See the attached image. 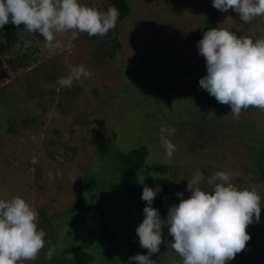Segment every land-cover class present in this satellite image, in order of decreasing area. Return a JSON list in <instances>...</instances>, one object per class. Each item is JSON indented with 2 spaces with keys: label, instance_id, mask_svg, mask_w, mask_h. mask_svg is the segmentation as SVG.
Returning <instances> with one entry per match:
<instances>
[{
  "label": "rangeland",
  "instance_id": "rangeland-1",
  "mask_svg": "<svg viewBox=\"0 0 264 264\" xmlns=\"http://www.w3.org/2000/svg\"><path fill=\"white\" fill-rule=\"evenodd\" d=\"M89 1L79 0L86 6H90ZM106 1L94 0L93 7L100 9ZM127 1L132 14L119 26L121 47L115 59L101 57L102 37L96 36L93 40L86 33H80L77 40L69 42L61 35L58 39L64 41V49L51 54L44 43L27 35L25 41H31L29 47L39 49L41 60L33 67H40L41 72L35 73L32 67L31 75H27L30 83L25 90H18L7 84V78L16 81L23 64L9 56L0 69V197L2 200L16 196L25 199L38 213V221L39 212H43L50 217L54 228L49 230L53 236H49L37 259L19 264L46 263L51 245H56L52 258L65 256V264L69 263L67 258L73 264H129L126 258L116 260L115 257L148 254V250L140 247L136 234L144 219L143 211L129 204L127 195L115 182L111 180L110 188L104 181L108 176L118 175L110 164L116 158L101 154L106 137H98L90 131L98 125L107 128V136L116 134V145L123 152L140 145L148 147V165L143 169L141 181L143 186L162 187L152 205L159 210L162 219L167 218L171 205L179 203L175 193H183L185 199L189 197L180 188L185 187L195 172L203 173L202 190L211 191L206 181L216 172H232L231 182L242 187L246 180L244 169L253 166L248 153L235 149L237 141L231 136L237 132L243 113H247L252 128L255 125L257 132L263 131L264 111L249 108L242 111L239 119L229 115L231 108L227 113L222 112L220 120H225V128L218 137L216 130L220 131L222 126L214 116L217 101L199 85V80L207 75L206 61L196 46L187 42L188 36L204 21V13L216 10L213 0ZM220 27L237 36L260 38L264 37V16L244 23L239 14L230 9L221 12ZM159 54H164L169 75L177 69H192L189 82H176L173 90L153 82L141 59ZM57 62L61 69L55 67ZM77 65H84L93 75L81 78L71 88H61L57 83L58 88H53L51 77L66 76L69 66ZM174 78L175 74L171 80L175 81ZM51 89L55 94L50 95ZM252 111H256L253 116ZM23 120L31 121L27 128L21 126ZM162 125L175 129V134L167 137L177 146L170 159L159 143ZM258 139L264 140V131ZM58 141L63 147H56ZM203 143L206 144L203 148L193 147H201ZM30 162H36L41 168V179L34 176L35 167L28 171ZM92 184L99 187L96 205L100 208L102 205L104 216L98 212L85 215L87 218L73 223V233L66 237L69 222L76 218L69 208L77 190L87 186L85 189L97 192ZM142 191L138 200L145 205ZM158 202L163 205L159 206ZM105 224L112 234L103 231ZM261 235L259 245L264 250V229ZM171 239L168 227L164 226L160 251L150 257L156 264H173L179 259L169 245ZM90 254L94 255V260L89 258Z\"/></svg>",
  "mask_w": 264,
  "mask_h": 264
},
{
  "label": "clouds",
  "instance_id": "clouds-1",
  "mask_svg": "<svg viewBox=\"0 0 264 264\" xmlns=\"http://www.w3.org/2000/svg\"><path fill=\"white\" fill-rule=\"evenodd\" d=\"M213 7L221 12L234 10L244 23L264 16V0H213ZM119 15L115 6L101 12L79 0H0V29L9 23L17 28L24 25L25 33L43 36L51 54L65 47L59 36L69 42L77 40L80 33L103 37L116 28ZM30 44L24 41L25 48ZM197 48L207 69V75L199 80L201 90L230 106L229 115L235 119L249 108L264 111V37L253 41L218 27L206 31ZM92 75L84 65L69 66V74L58 77L57 84L71 88ZM159 133V143L170 159L177 146L167 137L174 135L175 129L162 125ZM233 175L216 172L206 181L211 191H205L201 188L203 173L195 172L187 181L190 196L185 199L183 193H177L180 202L168 208L166 219L152 206L162 187L144 186L141 199L146 207L136 234L148 254L130 257L129 264H156L150 257L160 251L164 226L172 238L169 245L179 257L173 264H227L234 260L246 249L251 239L247 228L254 219L259 223L262 207L256 187L238 188L231 182ZM45 237V230L38 227V213L25 199L0 200V264L36 260L46 246ZM55 249L56 245L49 246L47 260Z\"/></svg>",
  "mask_w": 264,
  "mask_h": 264
},
{
  "label": "trees",
  "instance_id": "trees-1",
  "mask_svg": "<svg viewBox=\"0 0 264 264\" xmlns=\"http://www.w3.org/2000/svg\"><path fill=\"white\" fill-rule=\"evenodd\" d=\"M94 0L89 1V5L93 7ZM109 6H115L119 10V18L117 21L116 28L114 30H110L109 33L105 36H103V45H104V51L101 52V57H107L109 56L111 59H115L117 51L121 47V43L119 41V36H120V31H119V26L121 25L122 22H124L127 17H129L132 14V8L127 0H107L106 3H104V7L98 9L101 12H106ZM203 14V12L201 13ZM220 14L221 11L219 10H208L204 13V21L202 24L198 26V28L188 36L187 42L190 43L191 45L196 46L198 42L203 38V35L206 31L212 29V28H218L220 27ZM197 15H199V12H197ZM173 26H176V23H173ZM179 27V24L176 26V28ZM24 25H20L19 28L16 26L12 25L9 23L8 25H5L3 29H0V69H3L4 67V60L6 58H9V56L15 57V59L19 60L23 66L19 70L18 78L16 81L13 80V78L8 77L7 78V84H11L16 87L18 90H25L27 83V75L29 74V70L37 64L40 60L41 57L39 55V49L38 48H33V47H24V41L26 36L30 35L33 36L35 39L40 41L41 43H46L45 39L43 38L42 35L39 33L35 34H28L25 33L24 31ZM181 30L178 29V33ZM183 34V33H182ZM181 34V35H182ZM90 39H96L95 37L88 36ZM100 37V36H98ZM248 37L252 38L253 41H255L256 37H253L249 35ZM16 45H19L18 47ZM100 50H102V47H99ZM198 49V48H197ZM96 58L98 57V54L95 53L93 54ZM134 57V55H132ZM73 57V56H71ZM74 58H72L73 60ZM138 60V59H137ZM142 61H145L144 68L146 73L153 79V82L160 84V87H163L167 90H173L175 88V83L176 82H189V77L193 74L192 69H184L179 71H174L171 75L168 74L165 65H166V60L164 58V54H159L158 56L154 58L150 57H144L142 56ZM139 65V62H137ZM57 69H61L60 65L58 62L54 64ZM40 67H33L32 71L35 73L41 72ZM137 72V70H135ZM46 69L44 72L45 73ZM182 72V73H181ZM175 74V81H172L171 78ZM23 77V78H21ZM21 78V79H20ZM57 76L51 77L52 83H53V88L57 89L58 85L57 83ZM20 80H23V83H20ZM50 80V79H49ZM26 82V83H25ZM14 83V84H13ZM58 93V92H57ZM55 94V91L51 89L50 95ZM64 95V94H62ZM158 102H161L162 99H158ZM216 103V102H215ZM223 108H226L227 111H223ZM230 109V106L226 105H221L220 103H216V110L214 109L215 112V120H217V123L222 126L220 131H217V135L219 137V134L222 136V133L224 132L225 128V120L221 119L222 112H228ZM256 110V108H252ZM254 112L252 111L251 116L254 115ZM246 116L247 113L242 114V120L238 124V130L235 134L229 135L231 137H234L237 141L235 149L237 151H245V153H248L250 156L251 161L253 162V166H249L250 168L244 169L245 173V183L243 182L242 187H238L240 189L244 188H251L252 186H257V191L261 195V214H260V221L259 223L254 222L250 224L247 228V232L250 235L251 239L250 241L247 242V249L244 250L241 253H238L235 257L234 260L228 261L227 264H264V250H262L261 246L259 243H261L262 240V229H264V140L260 141L258 138L259 136L263 135V131L259 130L257 132L256 126L250 124L247 120H249ZM203 118L205 119V114L203 115ZM31 121L29 120H23L22 121V127L27 128ZM85 127V126H84ZM240 128V129H239ZM93 133H95L98 137H106L105 143L103 150L101 152L103 157H108L109 155H112L114 158H116L115 162H110L112 166V171L118 175V177H112L108 176V180L105 179L107 186L111 188V180L112 182H115L116 185L120 186L121 190L127 195L128 197V202L132 206L135 207V209H138L139 212H142L144 208L146 207V204L143 205L139 202V194L143 190V184H142V179H141V174L143 172V169L147 167V159L150 155L148 147L146 145H140L137 148H134L130 151L123 152L119 149V147L116 145V134L115 133H110L108 135V130L104 125H98L97 129L93 130L91 129ZM262 132V133H261ZM226 133H228V130H226ZM239 134V135H238ZM215 136V134H213ZM50 136V135H49ZM48 136V137H49ZM62 136V135H61ZM60 137V136H59ZM50 138V137H49ZM92 141L95 143L97 142L96 138H93ZM262 142V143H261ZM56 147L62 146L61 142L58 141ZM206 144L203 143L201 147L195 145L193 146L195 149L196 148H203L205 147ZM192 147V150H193ZM55 150V149H54ZM109 158V157H108ZM114 165V166H113ZM32 167H35L36 171H34V176H36L37 179L42 178V170L36 165V162H30L28 163V171L32 169ZM250 173V174H248ZM175 175L176 173H172ZM248 180V182H247ZM172 181V180H171ZM173 183L175 180L172 181ZM89 183L87 184V186ZM91 185V184H90ZM93 186L96 187L97 192L94 191H89L85 188L82 187L78 189L76 193V199L73 203V205L69 208V210L76 214V218H73L72 221L69 222L68 224V231L66 234V237H70V235L73 233V229L71 228L73 223L80 221L82 217L87 218L85 215L88 214H94V213H99L102 216H104V208L101 205V208L96 205L97 199H98V190L99 187L96 186L95 184H92ZM178 187V185H177ZM187 187V182L185 183V187L182 185L180 189H184L185 193H188L190 196V193L186 189ZM179 188V187H178ZM87 196L88 200H86L85 195ZM176 197L177 196V193ZM163 197V196H162ZM0 200L2 198L0 197ZM180 202V200H179ZM159 206L163 205V202H158ZM39 217H41L40 221H38V227L42 228L46 232V243L47 239L49 236H53V234L49 230H53L52 225L50 223V217H48L47 214H44L43 212H39ZM103 231L108 234H112V230L108 228L107 224H105L102 227ZM253 247V251H249L248 248ZM113 253V252H112ZM114 255V253H113ZM94 255L90 254L89 258L91 260L93 259ZM66 257L60 255L59 258L53 257L51 260L47 261L46 263H33V264H65L66 263ZM126 258L127 260L125 262H129V258L125 257L124 255L115 257V259H123ZM61 261H60V260ZM64 259V261H63ZM69 263L67 264H73L71 263L70 259L67 258Z\"/></svg>",
  "mask_w": 264,
  "mask_h": 264
}]
</instances>
